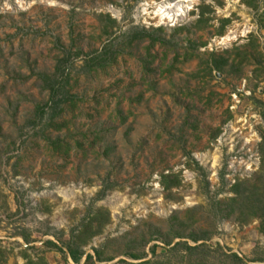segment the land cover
I'll return each mask as SVG.
<instances>
[{
    "label": "rangeland",
    "instance_id": "obj_1",
    "mask_svg": "<svg viewBox=\"0 0 264 264\" xmlns=\"http://www.w3.org/2000/svg\"><path fill=\"white\" fill-rule=\"evenodd\" d=\"M263 156L264 0H0V264H75L63 245L95 212L108 222L82 247L92 264H188L168 248L204 233L192 260L264 264L260 205L217 204L258 182Z\"/></svg>",
    "mask_w": 264,
    "mask_h": 264
},
{
    "label": "trees",
    "instance_id": "obj_2",
    "mask_svg": "<svg viewBox=\"0 0 264 264\" xmlns=\"http://www.w3.org/2000/svg\"><path fill=\"white\" fill-rule=\"evenodd\" d=\"M247 6L251 7V8H255V5L252 4L251 2H247ZM203 13H201L199 19L197 20V24H200L203 21ZM146 35V32H144ZM144 37V36H142ZM159 40L153 41V43L157 42ZM108 51L107 49H105L104 51H102L101 53H99L96 57H93L89 60L90 65H93L91 68L93 67H104L108 64ZM214 56L215 54L212 53L210 55V61L208 62V72L210 74L213 73V71L217 70H222L223 65L218 64L215 60H214ZM88 63V62H87ZM54 76L50 77L49 75H42L41 79L42 81L45 83L46 87L48 89H50L51 91V97L52 99H56L55 104L59 105L61 103L64 102H70L72 101L71 96L66 97L64 94H61L60 90H61V84L57 83V81L54 82ZM60 95V96H59ZM49 144L52 145L54 147V149L56 150H60L62 149L65 145L67 146V144H65L63 141L61 140H55V141H49ZM262 163H263V168H262V174L260 175L259 180H257L258 182L256 183H249L248 181H243V182H239L237 184H235L234 186H232V193L233 196L229 197L226 199V202L220 204L217 203L219 205H223L226 208L223 209L224 212H226V216H231L235 213H240L239 215H243L246 212L249 213L252 212V216L255 214H257V210L264 211V156L262 157ZM161 184L163 185V188L165 190H170L171 188L178 186L179 180L176 178V182H171V178L172 176H170L169 174H162L161 176ZM259 183V184H258ZM259 196L258 199H256V197ZM258 205L259 208L261 209H257L255 210V207H257ZM222 211V212H223ZM256 211V212H255ZM245 212V213H244ZM254 213V214H253ZM105 215V216H104ZM262 224L263 227L261 228V232L264 234V213L262 214ZM247 220V219H246ZM108 222V215L107 214H103L100 212H95L92 215H90L88 217L87 220H84V222L82 223V228L79 231V233L76 236H73V241L72 239L70 241H68L67 243H65L63 246L66 248L67 254L69 256V258L73 261V263L75 264H79L80 261L82 260V258L84 257V264H92L94 261H103V258L101 257V253L98 250H94V256H95V260L93 255L91 254H86L85 251L82 249V247L86 246L89 242L90 239H92L94 236L99 235L102 232V229L104 228V226L107 224ZM173 238L170 239H163L162 238H157L158 240H162L163 244L167 247L172 245V240L174 238H184L183 236H179L178 234L172 235ZM187 239L191 240L194 245H190L188 241H178L176 242L173 247L168 248L167 252H169V258L167 259L168 263H170L169 261H171L172 256L178 258L179 255L181 259L184 258H189V262L188 264H203L202 262L199 261H194L192 260V257L194 256V254H196L198 251H202L201 255H206V251H208L210 249V247L207 245V241H209L211 239V234L209 233H204L202 235H188L186 237ZM23 239L25 240V242H29V237H27L26 235L23 236ZM47 245L56 248L58 251L63 252L64 254H66V252H64L62 247H59L58 244H56L55 242L52 241H48ZM157 246H153V255H154V251L155 248ZM219 251H221L222 249L219 248ZM221 255L224 256L225 258H231L233 259V262L235 263H242V259L239 258V256L235 253H224L223 251L221 252ZM127 256H129L131 259L135 260L136 262H127V261H122L121 263L123 264H164L162 262H153L151 260H144L143 258H145V253L144 254H127ZM24 258H26L28 260L29 263L30 262V257L27 255H24ZM108 261L111 260V258L107 259ZM258 262H264L263 259L261 260H257Z\"/></svg>",
    "mask_w": 264,
    "mask_h": 264
}]
</instances>
